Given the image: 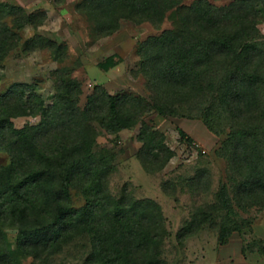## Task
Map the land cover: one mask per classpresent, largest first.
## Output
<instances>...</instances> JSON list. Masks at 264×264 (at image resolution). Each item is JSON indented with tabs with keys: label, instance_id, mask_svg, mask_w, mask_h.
<instances>
[{
	"label": "trees",
	"instance_id": "obj_1",
	"mask_svg": "<svg viewBox=\"0 0 264 264\" xmlns=\"http://www.w3.org/2000/svg\"><path fill=\"white\" fill-rule=\"evenodd\" d=\"M264 0H80L98 35L115 31L121 18L149 21L164 28L146 42L141 71L150 98L110 93L96 85L86 104L78 103L81 82L66 68L55 74L50 103L36 93L38 84L15 83L0 92V264H45L71 240L89 247L84 264H170L164 258L166 230L159 203L136 198L123 186L114 194L109 175L113 153L96 149V120L108 133L139 124L137 157L148 170L161 168L174 154L164 133L148 123L150 109L164 116L199 118L214 133L226 131L220 154L235 174L234 196L241 205L264 204V40L258 38L257 4ZM36 15L0 1V63L23 39ZM35 44L62 61L65 45L37 35ZM114 63L106 57L100 66ZM39 115L37 124L15 126L13 118ZM182 136L188 140L183 129ZM196 178L191 179V181ZM173 183L163 182L169 192ZM84 199L75 205L71 189ZM220 212L218 240L225 243L248 219H237L232 197L220 183L213 201L198 205L177 231L182 243ZM16 228V246L5 233Z\"/></svg>",
	"mask_w": 264,
	"mask_h": 264
},
{
	"label": "rangeland",
	"instance_id": "obj_2",
	"mask_svg": "<svg viewBox=\"0 0 264 264\" xmlns=\"http://www.w3.org/2000/svg\"><path fill=\"white\" fill-rule=\"evenodd\" d=\"M21 6L26 13L36 15L34 25H26L23 39L14 46L0 63V92L15 83L36 82V93L50 103L55 92V74L58 69L70 70L72 76L81 82L78 103L83 107L96 85H102L110 93H127L150 98L151 91L147 76L141 71V52L148 39L162 29L171 27V20L165 18L160 26L149 21L137 23L121 18L118 28L111 34L98 35L92 29V22L76 4L80 0H0ZM189 2L190 0H185ZM222 5L232 0H210ZM258 38L264 40V5L257 4ZM37 35H43L65 45L62 61L55 60L49 50L35 44L27 45ZM112 56L114 63L108 68L100 66L106 57ZM143 118L165 135L166 144L174 150L173 156L159 169H146L137 150L141 141L137 137L139 124L120 130L117 134L106 132L96 120L91 123L98 131L96 149L106 148L113 153L114 169L109 175V189L118 194L126 186L136 198L149 197L157 201L163 215L164 258L170 264H264V204L241 205L234 196L235 174L229 160L220 154L226 131L216 134L199 118L185 115L164 116L154 109L143 114ZM15 126L37 124L39 115H20L13 118ZM183 129L188 140L182 136ZM7 152L0 150V165L7 163ZM194 179V181L191 179ZM173 183L166 192L163 182ZM220 183H225L232 197L237 219H248L241 229L232 232L225 243L218 240L219 220L203 224L182 243L178 242L177 231L184 220L189 219L196 206L214 200ZM75 205L84 199L71 189ZM5 233L16 246V228L6 227ZM84 238L66 243L61 251L54 253L45 264H84L88 246ZM30 257L21 259L28 264Z\"/></svg>",
	"mask_w": 264,
	"mask_h": 264
}]
</instances>
